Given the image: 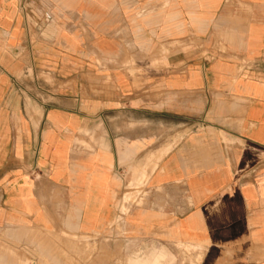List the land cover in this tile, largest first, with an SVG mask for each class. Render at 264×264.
I'll return each instance as SVG.
<instances>
[{
	"label": "crops",
	"instance_id": "1",
	"mask_svg": "<svg viewBox=\"0 0 264 264\" xmlns=\"http://www.w3.org/2000/svg\"><path fill=\"white\" fill-rule=\"evenodd\" d=\"M70 236L264 264V0H0V242Z\"/></svg>",
	"mask_w": 264,
	"mask_h": 264
},
{
	"label": "rangeland",
	"instance_id": "2",
	"mask_svg": "<svg viewBox=\"0 0 264 264\" xmlns=\"http://www.w3.org/2000/svg\"><path fill=\"white\" fill-rule=\"evenodd\" d=\"M113 227L116 228L118 232H121V229H122L121 220L117 221ZM2 239H7V238L0 237L1 241ZM48 239L52 240L53 251L47 252L46 254L44 252H39V249H38V252L36 253L38 257V262L31 263L29 260L30 254H29L28 248H24L22 246L21 260H20V263L17 262L16 264H79L78 263L79 258H78L77 253L75 252V246L77 242L79 241L76 236L67 237L66 242H63V243L59 240L58 237H52V238L49 237ZM106 239H109V238H106ZM61 245H63V247ZM93 247L90 248V251L94 250ZM66 248H68L70 251L69 252L61 251V249H66ZM176 249L177 251L180 250L181 252H176V254L166 253L164 254L165 256L164 255L161 256V259L166 261V264H173V261L175 260L178 261V260H181L187 257L188 248L177 246ZM0 254L1 255L6 254L5 257L7 258V260L5 264H13L14 253L12 249V244L9 247L8 245L5 246L3 243L0 242ZM134 255H136V258L133 259L134 261L135 260L137 261H141V260L147 261L148 260L150 261L149 264H157L156 261L158 260V257H160V254H156V253H151L150 255L149 253H141L139 248H138V251L134 253ZM17 256H18V253H17ZM130 256L131 254L129 252H126L124 244L118 243L117 255L114 258L115 262L117 264H123L131 260ZM146 256H149V257L146 258ZM82 260L83 259H81V261ZM0 264H3V262H0Z\"/></svg>",
	"mask_w": 264,
	"mask_h": 264
}]
</instances>
